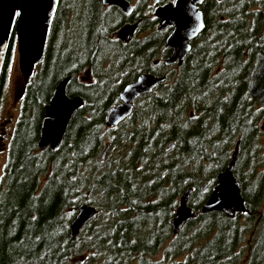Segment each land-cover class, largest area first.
Segmentation results:
<instances>
[{"label": "rangeland", "instance_id": "374dc122", "mask_svg": "<svg viewBox=\"0 0 264 264\" xmlns=\"http://www.w3.org/2000/svg\"><path fill=\"white\" fill-rule=\"evenodd\" d=\"M173 2L132 0L127 18L101 0H59L43 58L27 79L12 36L0 75V120H12L0 159L1 264H172L169 253L182 252L177 260L187 262L205 259L210 247L203 264H248L254 249L256 264H264V0H206L202 31L170 66L174 26L160 29L156 12ZM129 23L139 30L128 45L118 31ZM157 56L165 81L151 94L168 104L153 107L151 94L143 95L110 127L124 88L151 73ZM75 70L80 83L70 81L66 94L84 105L60 148L42 151L49 97ZM193 138L206 153L192 150ZM236 148L235 178L249 213L215 212L175 236L185 188L176 170L192 188L204 181L200 212ZM84 205L99 213L73 236Z\"/></svg>", "mask_w": 264, "mask_h": 264}, {"label": "water", "instance_id": "95a60500", "mask_svg": "<svg viewBox=\"0 0 264 264\" xmlns=\"http://www.w3.org/2000/svg\"><path fill=\"white\" fill-rule=\"evenodd\" d=\"M59 0H0V75L5 56L12 36H18L19 67L24 79H27L37 62L44 55L51 24ZM206 0H174L173 3L158 9L160 29L173 27L167 39V47L173 51L166 64L182 61L190 49V42L198 36L204 27V12L201 6ZM104 5L118 6L125 13L132 11V5L127 0H103ZM136 31L135 25L124 26L119 37L128 42ZM69 77L60 81L53 91L49 105L43 117L40 133V147L44 149L51 144L58 149L76 111L84 105L79 97H69L66 87ZM165 78L152 73L140 75L137 80L128 84L122 94L121 102L110 110L108 125H117L130 115L133 103L139 97L150 94ZM264 129V122L262 124ZM238 148L235 149L231 162L219 175L215 190L201 211H221L229 217H234L245 210V201L241 195L240 184L234 176L237 162ZM194 192L189 187L181 196L180 206L172 221L175 230L194 216V209L188 205ZM98 210L84 205L72 224V234L79 231L98 215Z\"/></svg>", "mask_w": 264, "mask_h": 264}, {"label": "flooded vegetation", "instance_id": "af4514ba", "mask_svg": "<svg viewBox=\"0 0 264 264\" xmlns=\"http://www.w3.org/2000/svg\"><path fill=\"white\" fill-rule=\"evenodd\" d=\"M129 3H131V5H132V11L129 13V14H127V13H125L120 7H118V6H109V5H104V3H103V0H101V2H102V4L105 6V7H109V8H112V7H116V8H119L122 12H123V14L124 15H126V17L128 18L131 14H132V12H133V10H134V6H133V4H132V0H127ZM205 5V3L201 6V9L203 10V6ZM157 12H158V9H157ZM157 12H156V14H157ZM204 12V11H203ZM158 16V15H157ZM221 20L222 21H225V17L223 16V17H221ZM127 25H135L136 26V31H135V33L139 30V25L138 24H135V23H129V24H127ZM126 25V26H127ZM124 27V26H123ZM122 27V28H123ZM121 28V29H122ZM121 29L118 31V38L121 40V41H123L120 37H119V32L121 31ZM134 33V34H135ZM134 36V35H133ZM133 36H132V38H133ZM131 38V39H132ZM130 39V40H131ZM130 40L128 41V42H125V41H123V42H125V43H127L128 45L130 44ZM11 42V41H10ZM47 44V43H46ZM153 65H154V67H157V68H160V67H162V65H163V62L161 61V59H159V57L157 56V60H155L154 62H153ZM171 66V65H170ZM80 73H81V71L80 70H75V71H72V72H70L68 75H66L65 77H63L64 79L65 78H67V77H69V81H68V83L70 82V81H75L76 83H80V78H79V76H80ZM91 75L89 74L87 77L89 78ZM58 85V84H57ZM68 85V84H67ZM56 88V87H55ZM54 88V89H55ZM54 91V90H53ZM53 91H52V93H51V95H50V97H49V102H50V98H51V96H52V94H53ZM44 117V116H43ZM11 122H12V120L11 119H6L5 121H1L0 120V159L2 158V153H4L5 151H6V140H8L9 139V137L11 136V133L6 129L7 128V126H9L10 124H11ZM263 122H264V118H263ZM42 123H43V121H41V125H40V127H39V137H38V142H37V146L39 147V148H41L40 147V133H41V129H42ZM263 124V123H262ZM70 126V125H69ZM262 127V126H261ZM69 128V127H68ZM68 130V129H67ZM262 130H264V129H262ZM264 132V131H263ZM66 134H67V131H66V133H65V135H64V137H63V140H64V138H65V136H66ZM63 140H62V142H63ZM62 142H61V144H62ZM61 144H60V146H61ZM60 146L58 147V149L60 148ZM48 148H53L52 147V145L51 144H48L47 145V147L46 148H44V149H42V151H44V150H46V149H48ZM54 149V148H53ZM58 149H55V150H58ZM238 159V158H237ZM235 170H237V163H236V165H235V168H234V171ZM233 171V172H234ZM235 176V175H234ZM194 189V188H193ZM197 198H198V195L196 196ZM191 198V197H190ZM197 198H195V202H196V200H197ZM244 199V198H243ZM190 200V199H189ZM244 201H245V210L243 211V212H240V213H238L236 216H234V217H229L228 216V214L227 213H223V212H221V211H209V212H202V211H200V212H198V210H196V204H195V202H194V204H193V206H191V205H189V202H188V205L190 206V207H192L193 209H194V216L191 218V219H189L188 221H186L183 225H185L186 223H190V224H195L196 222H198L199 220H201L204 216H207V215H209V214H212V213H215V212H221V213H223V214H225V215H227L228 216V218H230V219H232V218H235V217H237V216H240V215H242V214H248L249 212H248V209H249V207H251V205H250V199H248V200H245L244 199ZM252 209V208H251ZM250 211H252V210H250ZM256 215H257V213H256ZM183 225H182V227H183ZM182 227L180 228V229H178V230H175V227L173 226V224H172V233L173 234H175V236H177L180 232H181V230H182ZM171 235V234H170ZM170 235H169V237H170ZM172 236V235H171ZM166 247H167V245H165ZM163 247V245L161 246V245H159V244H157V251H156V253H157V259H161V256H160V258H158L159 257V255H160V253H161V248ZM211 248L212 247H210L209 249H208V255L207 256H205L206 258L208 257V258H211L212 259V254H211ZM257 253V249H254V250H252L251 251V254H250V258H249V261H248V264H256V259H255V254ZM169 254H173V259H174V261L172 262V264H203V262L205 261V259H204V257H200V258H197V257H194L193 259H189V260H187V262H183V261H180V260H177L178 258H180V256L182 255V252H179V253H177V254H174V253H169ZM164 255H165V261L166 260H168V253H166L165 251H164ZM161 261L162 260H157V264H161ZM148 264V263H147ZM150 264H154V263H150Z\"/></svg>", "mask_w": 264, "mask_h": 264}, {"label": "trees", "instance_id": "16d2710c", "mask_svg": "<svg viewBox=\"0 0 264 264\" xmlns=\"http://www.w3.org/2000/svg\"><path fill=\"white\" fill-rule=\"evenodd\" d=\"M204 8V6H203ZM159 69L160 68H157V67H153V69L151 70V73L155 76H161L162 74H160L159 72ZM151 94V93H150ZM152 96V94H151ZM151 103H152V106L155 107L156 105H167L168 104V101L167 99H165V97H160V96H152V99H151ZM246 130H247V127L242 131L243 134L246 133ZM178 135H182V132L181 130H178L177 131ZM197 139L196 138H193V145H192V150L193 151H196L197 153H200V154H204L206 153V151L204 149H206V147L204 148L203 145L199 144V143H196ZM236 173V170L234 171V175ZM176 178L177 180L182 184L184 185V191L187 190L189 187H192L193 184H191L190 180H189V177L187 175H184L182 173H180L178 170H176ZM237 175V174H236ZM204 181L203 180H200L193 188H194V192L192 193L191 195V198L189 200V205L193 206L194 202H195V198H197L196 196L200 193V187L199 186H203V183ZM18 193V191H16L14 194ZM260 250V248H258ZM257 254V253H256ZM256 254L254 255L255 256V259H256ZM1 264V262H0Z\"/></svg>", "mask_w": 264, "mask_h": 264}]
</instances>
